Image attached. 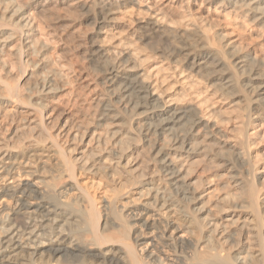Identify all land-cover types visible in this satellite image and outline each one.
<instances>
[{
	"label": "bare ground",
	"instance_id": "bare-ground-1",
	"mask_svg": "<svg viewBox=\"0 0 264 264\" xmlns=\"http://www.w3.org/2000/svg\"><path fill=\"white\" fill-rule=\"evenodd\" d=\"M25 174L0 264H264V0H0V182Z\"/></svg>",
	"mask_w": 264,
	"mask_h": 264
},
{
	"label": "rangeland",
	"instance_id": "rangeland-1",
	"mask_svg": "<svg viewBox=\"0 0 264 264\" xmlns=\"http://www.w3.org/2000/svg\"><path fill=\"white\" fill-rule=\"evenodd\" d=\"M193 9H195V10L196 9L197 10L198 9H201V10L210 11V12H214L215 11V9H213V8H211L209 6H206L205 4H203L202 2H199V1L193 3ZM223 15H225V14H223ZM222 18H224V17L222 16ZM31 167H34V168L27 169L26 172H29L30 170H32V171L33 170H37L38 165L36 163L35 164L32 163L31 164ZM42 177L48 178L49 175L48 174L47 175L46 174H43ZM39 179L41 180L43 178H38V176H36V177H34V176L33 177L32 176L31 177H28L25 174L20 179H17L16 178V180H9L7 182H0V186H5V185H8V184L9 185H12L16 181L18 183L20 182V185L21 186H23V185L25 186L27 184L36 185L37 188H38V189L37 188L36 189L37 190L40 189V191H41L43 186L40 184V180ZM78 179L83 184L88 185V187L90 188V191L92 193L96 194V198L98 199L97 201H98V204H99L98 207L100 208L103 205V200H104V199H100V198H108L109 197V193H107L104 189H102L104 187V181H100L99 179H89V178H78ZM69 187L70 186L68 185V182H66V180H62V181L59 182V187H58L59 191L66 190ZM138 198H139V196H137V195H131L130 197H128L126 199H123L119 203V205H126L127 209L128 208L129 209H134V206L135 207L141 206V199L138 200ZM7 199L8 198H2V197H0V203L3 200H7ZM7 203L9 205L12 204V202H10V201H7ZM128 203H131V205H129ZM135 214H137V211H136ZM150 215H154L153 219H155V220H161V217L160 216H163L162 214L153 213V212L150 213ZM18 217L20 219L22 218V216H18ZM139 226H140V224L137 223V226H136V229H135V232L136 233L133 235V241L136 243L138 252L140 253V255L142 257L146 258L149 255L150 251L151 252L153 251V252H155V253L158 254L157 256H161L162 259H164V260L165 259L166 260L168 259L169 261L170 260H174L173 257L170 256L172 254V252L169 251L168 254H170V255H167V250H169V249L163 248V246L161 247V245H162L161 242H160L161 245L158 244V242H157L158 241V237H156L155 234L151 232V230H144L143 232H141L143 229H141ZM140 229H141V231H140ZM139 235H142V239L138 241L137 240V237ZM154 236H155V238H154ZM177 238L180 239V241L181 240L189 241V238H188V236L186 234L180 233V234H178ZM180 246H182V244L181 245L178 244V247H180ZM160 247L164 249V252L166 251L165 252L166 255L164 254L163 250ZM178 250L180 251L181 249L178 248L177 251ZM167 256H170V257H167ZM146 259H147V261H149V258H146ZM168 263H170V262H168Z\"/></svg>",
	"mask_w": 264,
	"mask_h": 264
}]
</instances>
